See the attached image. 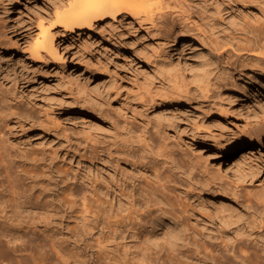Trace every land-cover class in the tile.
<instances>
[{
    "label": "bare ground",
    "instance_id": "6f19581e",
    "mask_svg": "<svg viewBox=\"0 0 264 264\" xmlns=\"http://www.w3.org/2000/svg\"><path fill=\"white\" fill-rule=\"evenodd\" d=\"M12 1L11 12L19 4V0ZM200 1L210 28L186 25L193 32L185 36L177 62L167 47L182 33L180 24L166 17L167 0H60L49 18L40 22L37 32L28 34L22 48L21 58L31 67L65 70V47L60 38L68 33L95 35L100 40L97 45L109 43L124 51L119 55L120 64L138 76L134 65L150 66L153 55L127 48L117 38L119 21L128 16L133 23L149 21L166 37L161 57L171 84H154L147 78L141 83L144 88L137 92L142 107L158 110L153 117L144 114L134 125L113 107V114L108 110L106 105L117 102L115 97L105 96L101 102L80 86L78 94H70L72 104L56 107L66 115L67 122L57 118L56 111L50 114L52 117L46 114L31 119L54 135L61 132L80 140V152L73 155L77 164L101 171L105 177L92 185L83 173L80 182L67 189V195L71 205L76 204L79 211L81 207L82 219L94 204L93 224L101 238L98 244L111 242L109 252L101 254L107 264H264V211L260 210V219V214L258 218L255 215L258 210L247 212L253 207L247 193L222 186L202 168L199 152L194 156L184 154L185 142L179 129L182 117L169 108L190 106L195 98L183 71L185 66L191 76L195 75L187 58L196 55H200L198 64L203 70L223 62V76L232 85L238 73L243 89L256 83L254 94H264V0ZM1 18L0 13V53L14 51L17 40L3 30ZM21 84L27 85L29 96L34 93L44 98L30 80L21 83L13 78L12 91L0 87V219L5 223L0 226V242L6 243L0 252V264H20L17 252L28 250L35 264H76L78 251L69 253L66 249L72 244L71 236L63 230L49 232L46 220L54 208L33 192L35 187L28 182L27 170L13 146V129L21 124L20 115L33 113V99L18 98L15 93ZM214 116L213 127H225L224 113L218 110ZM86 121H94L98 130L78 126ZM254 128L241 129L231 142L239 152L236 164L243 169L253 168L249 144L262 140L261 131ZM77 219L80 221V215ZM214 221L220 222L218 236L207 237ZM164 226L170 230H160ZM161 231L167 237L166 244L152 239Z\"/></svg>",
    "mask_w": 264,
    "mask_h": 264
},
{
    "label": "rangeland",
    "instance_id": "374dc122",
    "mask_svg": "<svg viewBox=\"0 0 264 264\" xmlns=\"http://www.w3.org/2000/svg\"><path fill=\"white\" fill-rule=\"evenodd\" d=\"M58 1L60 0H19L16 10L11 12L13 1L0 0L3 30L8 31L18 44V48L14 51L0 53V87L12 91L14 89L12 80L17 78L21 83L30 80L40 92L44 93V98L34 93L29 96L26 94L27 85L21 84L17 86L18 88L16 87L15 93L18 98L33 99V113L27 112L20 115L21 124L13 129V142L17 143H13L14 149L17 148L20 155L18 159L23 161L20 160V163H23L27 170L28 182L35 187L33 192L48 201L54 208L46 220L49 232L63 230L65 234L71 236L72 244H68L66 249L69 253L78 251L79 259L76 264H107V259L101 254L109 252L111 242L98 244L97 239L101 238L98 237L99 232L93 224L94 204L85 212L86 219H82L81 207L79 211L76 204L71 205L67 195V189L80 182V175L83 173L92 185L105 180V177L101 175V171L97 172L93 168L85 169L80 166V163L77 164V159L73 158V155L80 150V142H78L80 140L61 132L58 136L54 135L38 122L32 123L31 119L33 116L50 115L56 111L54 115L67 122L66 115L58 112L56 107L61 103L65 106L72 104L70 94H78L80 86L98 101L105 96L115 97L118 103L110 102L106 105L108 110L113 114L110 109L113 107L123 116L130 118L134 125L138 124L137 121L144 114L153 117L158 110L151 106L142 107L138 102L137 92L144 88L141 83L147 78L152 79L154 84L159 82L166 86L171 84L166 77L167 69L161 57L166 37L149 21L133 23V18L129 16L119 21L116 30L119 36L117 38L127 48H135L144 55H153L150 66L136 67L134 65V68H138L136 71L138 76L120 64L119 55H122L124 51L113 48L109 43L97 45L100 41L99 37L87 34L73 36L68 33L65 38H60V44L65 47V70L31 67L28 60L21 58L24 54L22 48L28 34L33 35L37 32L40 22L49 18V13ZM167 4L166 17L177 21L182 33L174 40V44L167 47L174 61L177 62L178 52L184 48L185 36L193 32L188 26L209 29L210 22L200 0H167ZM52 29L56 31L57 27ZM187 56L191 55L187 54ZM199 56L187 58L193 66L195 75L191 76L188 67L184 66L183 71L185 82L195 93L191 105L181 104L177 107H169L182 117L183 126H179V129L185 142L184 154L186 152V156L187 154L194 156L199 152L201 156L199 155L198 160L202 168L215 176L222 186H230L237 189V192L242 190L247 193L253 203V207L247 212L254 213L258 210L255 215L258 218L260 214L258 218L260 219L263 214L261 212L264 211V100H261L264 94L261 96L254 94L256 83L249 84L247 89H243V80L239 78L238 73L234 74L236 82L232 85L223 76V62L209 67L206 71L203 70L202 65L198 64ZM86 66L87 69L84 68ZM135 81L138 83L136 84ZM200 89H203L205 94H202ZM68 100L71 101L68 102ZM218 110L225 115V127L221 129L217 126L213 127L214 112ZM94 121H86L85 124L80 123L78 126L95 132L98 126ZM251 126L261 131L262 140L257 144H249V148L253 149L250 158L253 168L245 166L246 168L243 169L236 164L239 152L232 147L231 142L237 139L241 129ZM40 133H42L41 136ZM204 162L207 167L210 164L209 168ZM253 164H258V167ZM103 175L108 174L105 172ZM79 215L80 221L77 219ZM219 224V221H214L213 226L208 230L207 237L218 236ZM4 225V221L0 219V226ZM166 229L170 230V227L160 228V230ZM39 231L46 233L44 228H39ZM166 232L169 234V231ZM152 239L166 244L167 237L161 231L156 238ZM5 248L6 243L0 242V252ZM17 254L16 258L22 259L19 261L20 264H35L30 250L17 252Z\"/></svg>",
    "mask_w": 264,
    "mask_h": 264
}]
</instances>
